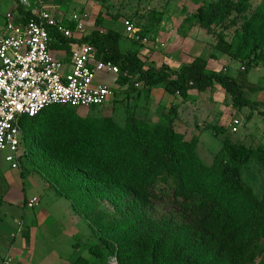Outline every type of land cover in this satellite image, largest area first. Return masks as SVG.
<instances>
[{
    "label": "trees",
    "instance_id": "obj_1",
    "mask_svg": "<svg viewBox=\"0 0 264 264\" xmlns=\"http://www.w3.org/2000/svg\"><path fill=\"white\" fill-rule=\"evenodd\" d=\"M250 8V0H216L197 11L209 33L214 24L233 16L216 35L215 50L246 61L241 79L210 73V60L203 56L179 70L166 64L146 66L137 50H122L120 31L101 28L100 13L94 30L80 40L60 37L52 49H64L70 60L74 42L94 44L98 58L118 65L116 81L119 87L128 85L130 92L138 91L140 83L145 89L165 84L169 93L185 99L191 90L204 92L218 84L234 106L255 110L261 102L249 97L244 87L253 93L264 89L247 79L264 56V0L246 18ZM241 22L228 41L223 30ZM75 109L53 104L23 118V146L56 194L67 198L111 248L103 264L114 253L121 264H244L264 254V196L243 177L254 149L233 141L227 127L208 125L216 137L222 135V148L207 164L197 152L198 138L187 139L176 130L177 111L167 122L132 119L121 126L110 118H81ZM260 159L264 163V155ZM258 264H264V255Z\"/></svg>",
    "mask_w": 264,
    "mask_h": 264
},
{
    "label": "rangeland",
    "instance_id": "obj_2",
    "mask_svg": "<svg viewBox=\"0 0 264 264\" xmlns=\"http://www.w3.org/2000/svg\"><path fill=\"white\" fill-rule=\"evenodd\" d=\"M57 1L59 2L57 10L67 11L68 16L74 12L81 14L87 22L89 30L95 29V21L100 13L101 21L103 19L101 28H114L123 33L122 50L128 48L137 50L146 66L159 67L161 63L164 64L165 57H170L171 62L176 61L173 66H177L179 63L184 64L187 58L183 55L189 53L191 56L200 55L208 58L210 73H225L241 79L242 74L246 71V61L233 60L229 55L215 50L216 35L221 31L224 23H228L233 16L228 17L225 22L219 21L214 24L212 33L200 25L198 8L216 0ZM250 2L251 8L247 12L246 18L253 13L261 0H250ZM16 5V0H0V27L3 25L4 16L14 10ZM127 20L135 24L142 37L148 38L146 43L130 38L131 31L125 25ZM242 23L223 30L228 41H231L235 32L241 29ZM178 52H180V56ZM212 52L216 53V59L210 58ZM173 57L175 58L173 59ZM100 77L109 85L116 86L115 94L102 106L75 109L76 114L81 118L97 120L110 118L124 126L132 119H142L152 123L167 122L168 118H171L178 110L175 100L168 96L169 94L164 95L161 88H158L159 86L155 87L156 90H153L154 88L145 89L140 83L137 86L138 91L130 92L128 85L119 87L116 75L101 74ZM247 79L264 88V56L260 62L253 65ZM244 90L253 100L261 102L259 109L251 110L248 107L234 106L231 96L218 84L204 92L195 91L189 95V101L183 107L184 114L179 122L178 130L184 132L187 139H191L193 136L198 138L197 152L207 164L212 163L215 154L222 148V135L216 137L214 132L207 128L210 124L227 127L233 141L243 142L252 147L254 153L244 166L243 177L253 191L262 198L264 196V163L261 162L260 156L264 155V115L259 110L264 111V89L253 93L245 85ZM180 97L177 94V98ZM235 120H238L239 123L235 124ZM233 127H236L235 131ZM7 171H10L11 180L13 179L9 197L15 203L0 204V225H4L3 223L7 221L14 228L12 236L20 234V232L26 235L27 227L30 224H25L23 227V220L28 217L34 221L37 209L43 208L44 211L47 210L54 214V203L46 195V192L54 195V189L27 156L15 163H8L1 159V198L6 197V195L1 196L3 190L11 188L10 182L3 176ZM22 173L24 177H22ZM43 185L47 190L42 187ZM24 186L26 188L24 194L28 197L26 201L21 199ZM34 196L38 198L37 204L29 207V199ZM19 226L23 227L21 231H19ZM91 238L93 252L99 254L100 264H103L105 256L111 251V248L104 242L100 233L92 231ZM113 243L116 245L115 242ZM4 244L3 241H0V260L6 252ZM263 255L262 252L256 260L253 262L244 261V264H258Z\"/></svg>",
    "mask_w": 264,
    "mask_h": 264
},
{
    "label": "built area",
    "instance_id": "obj_3",
    "mask_svg": "<svg viewBox=\"0 0 264 264\" xmlns=\"http://www.w3.org/2000/svg\"><path fill=\"white\" fill-rule=\"evenodd\" d=\"M16 1L20 9L9 11L0 27V158L8 163L25 157L23 118L53 104L76 109L102 106L114 96L116 86L102 80L101 74L117 77L119 73L118 65L98 58L90 42H74L67 62L54 57L52 46L61 43L60 37L80 40L90 32L81 14L68 16L67 11L57 10V0ZM65 20L75 27H68ZM125 25L130 38L147 42L133 22L127 20ZM37 201L30 198L28 206ZM11 263L12 257L7 256L2 264ZM107 264H121L117 253L108 257Z\"/></svg>",
    "mask_w": 264,
    "mask_h": 264
},
{
    "label": "crops",
    "instance_id": "obj_4",
    "mask_svg": "<svg viewBox=\"0 0 264 264\" xmlns=\"http://www.w3.org/2000/svg\"><path fill=\"white\" fill-rule=\"evenodd\" d=\"M179 53L178 55L180 56ZM53 54L56 59L65 62L69 61L67 60L64 49H54ZM183 56L187 58V61L184 62L186 64L194 57L200 55L191 56V54L185 53ZM163 62L176 70H179L183 65L179 63L177 66H173V63H176V61L173 60L171 62L170 57H165ZM157 86L161 88L164 95L169 94L168 96H171L178 105L174 125L176 130L181 132L178 129L179 122L182 120L184 114L183 107L188 103L189 95L193 94L196 90H191L187 98L183 99L180 97L178 99L177 94H171L165 89V84H159ZM155 87H153V90H156ZM181 133L184 134V132ZM5 176L10 182L11 188L6 194L3 203L14 204L15 202L9 197L12 189L11 181L13 180H11L12 175L10 171H7ZM42 187L47 190L44 185ZM51 194H47L46 192L47 198L54 203V214L47 210L44 211L43 208H39L36 210L37 213L34 221L30 218L29 220L27 216L23 220V227L25 224H30L27 227L29 232L28 238H26L25 234H21V232V235L17 234L12 236L14 228L7 221L3 223L4 225H0V241H3V244L5 243L6 249L5 254L0 260V264L3 263L7 256L12 257L11 264H100L99 257L92 250V229L88 221L74 211L67 198L56 194L55 191L54 195ZM24 198L25 194L23 193L21 199Z\"/></svg>",
    "mask_w": 264,
    "mask_h": 264
}]
</instances>
